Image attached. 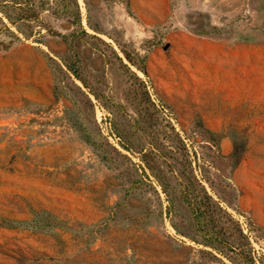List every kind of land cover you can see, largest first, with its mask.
Wrapping results in <instances>:
<instances>
[{"label":"rangeland","instance_id":"1","mask_svg":"<svg viewBox=\"0 0 264 264\" xmlns=\"http://www.w3.org/2000/svg\"><path fill=\"white\" fill-rule=\"evenodd\" d=\"M29 1L0 11V264H264V0Z\"/></svg>","mask_w":264,"mask_h":264},{"label":"trees","instance_id":"2","mask_svg":"<svg viewBox=\"0 0 264 264\" xmlns=\"http://www.w3.org/2000/svg\"><path fill=\"white\" fill-rule=\"evenodd\" d=\"M12 10L16 13V15ZM22 10L25 11V14H22ZM0 11L3 13V16L9 20V22L17 25L19 20L33 16L32 14L35 9L29 0H10L9 2H5L3 6H0Z\"/></svg>","mask_w":264,"mask_h":264}]
</instances>
